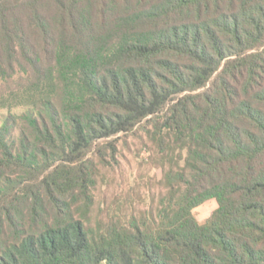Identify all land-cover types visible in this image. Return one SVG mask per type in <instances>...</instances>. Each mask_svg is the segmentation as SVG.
I'll use <instances>...</instances> for the list:
<instances>
[{
    "label": "trees",
    "instance_id": "16d2710c",
    "mask_svg": "<svg viewBox=\"0 0 264 264\" xmlns=\"http://www.w3.org/2000/svg\"><path fill=\"white\" fill-rule=\"evenodd\" d=\"M0 82V264H264V0H0Z\"/></svg>",
    "mask_w": 264,
    "mask_h": 264
},
{
    "label": "rangeland",
    "instance_id": "374dc122",
    "mask_svg": "<svg viewBox=\"0 0 264 264\" xmlns=\"http://www.w3.org/2000/svg\"><path fill=\"white\" fill-rule=\"evenodd\" d=\"M13 84V83H12ZM9 88V83L0 82V95L2 91ZM8 109H0V123L3 117L7 116ZM144 135L142 132L139 135H132L127 139V143L120 141L119 155L117 157L119 164L115 170L110 171L107 175L111 178V184L104 185L102 182L99 184L96 191V198L98 202L106 199L110 201L117 193L121 192L120 184L124 183V189L128 185L134 183L136 180L142 182L138 191L147 199L141 206L149 205L151 197L154 195L155 200L164 192V189L158 183L161 178V169L156 168L152 161L148 159V152L145 151L143 146V139L140 137ZM106 173V171H104ZM123 187V184H122ZM218 204L215 199L208 200L201 206L194 209V214L200 222H204L210 214L217 208ZM97 210V205H96Z\"/></svg>",
    "mask_w": 264,
    "mask_h": 264
}]
</instances>
